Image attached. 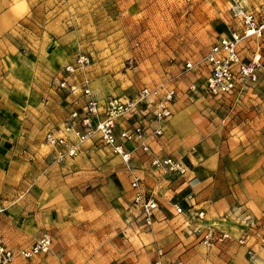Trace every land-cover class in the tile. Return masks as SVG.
<instances>
[{"label":"crops","instance_id":"0c3cea01","mask_svg":"<svg viewBox=\"0 0 264 264\" xmlns=\"http://www.w3.org/2000/svg\"><path fill=\"white\" fill-rule=\"evenodd\" d=\"M11 1L0 0V35L3 37L0 51L5 45V34L9 31L4 23L7 20L11 22V12L6 6ZM80 53L87 54H77ZM251 53L245 51L243 46L241 55L245 62L250 61ZM64 66L55 83L67 77ZM89 67L76 73V77L69 76V81L76 79V82L84 85L83 81L86 80L97 99L133 97L99 95L93 87ZM259 78L264 81V72ZM55 83L58 92L55 93L53 110L43 112L40 117L41 122L46 123L43 135H40L41 131L37 135L42 139L37 144L41 148L46 145V131L61 124L72 111L81 110L85 101L80 93L68 94L57 88ZM250 93L249 89L239 105ZM239 105L233 106V109ZM172 110H175V114L163 123L146 122L150 129L162 128L161 137L149 136L148 144L152 152L160 157L183 160L189 169L185 178L156 170L150 164L149 156L134 150V144H127V148L133 151L131 165L142 178L144 191L153 190L157 196L158 209L150 227L144 223L140 209L133 204L130 174L125 165L96 138L81 144L76 156L60 163L55 161L54 151L47 145L48 154L43 156L40 153L42 149H33L36 146L34 141H26L22 145L16 143L12 147L0 142V234L10 248L18 249L30 246L44 232H49L53 237L48 253L20 264H154L157 261L161 264H264V248L254 244V254L249 253L248 243H238L243 236L244 218L248 213L252 216L264 214V155L252 162L247 153V135L251 130L233 136L231 224L224 212V205L215 201L208 205V201L202 197H194L193 202H186V196L198 190L203 191L202 196H205L211 176L223 161L219 150L221 139L213 143L212 152L209 153L210 147L207 150L204 148L206 155L202 159L192 158L194 147L191 144L195 141L196 131L192 137L190 129L187 131L186 126L179 125H189L190 111L183 110V99L177 97ZM121 124L120 128L131 125L127 121ZM170 136L174 137L172 141L166 138ZM24 146L27 149L22 151ZM186 153L191 157L185 158ZM16 164L18 167L21 165L20 170ZM19 171L25 180L20 179ZM33 179H36L34 183ZM193 180L197 181V185L188 183ZM24 191L27 197L22 205H5L17 195V198H22ZM33 196L37 197V205H25L33 200ZM176 203L185 208L183 215L176 214ZM198 210L205 211L204 220L195 218ZM201 226L215 227L221 232L231 231L233 236L228 233L231 236L229 240L217 241L206 248L193 233L195 228Z\"/></svg>","mask_w":264,"mask_h":264},{"label":"rangeland","instance_id":"374dc122","mask_svg":"<svg viewBox=\"0 0 264 264\" xmlns=\"http://www.w3.org/2000/svg\"><path fill=\"white\" fill-rule=\"evenodd\" d=\"M244 4L264 19V0H244ZM6 6L11 22L4 23L9 31L0 51L1 143L12 147L34 141L33 149L40 148L47 156L46 145L37 147L42 141L37 135L46 129L40 117L52 109L58 92L54 83L64 64L85 52L91 57L88 73L99 95L134 96L142 87L161 83L174 87L177 98L183 99V110L190 111L189 125H179L190 129L192 137L196 131L192 158L202 159L204 148L212 152L213 143L221 139L223 161L211 176L205 196L197 189L186 196V202L202 197L208 205L213 201L224 205L233 224V136L250 129L247 153L252 162L264 155V81L259 78L246 100L233 110L227 100L201 90L206 74L203 57L209 46L229 27L240 26L228 0H12ZM257 45L264 57V37L243 46L251 53ZM187 61L196 68L185 70ZM192 84L198 86L195 92L189 90ZM191 156L184 154L187 159ZM15 166L20 170L21 165ZM188 183L197 185L196 180ZM24 193L5 205H22ZM25 205H37V197ZM244 220L242 234L255 254L254 244L264 248V214L248 213ZM37 256L17 257L10 264L31 262Z\"/></svg>","mask_w":264,"mask_h":264},{"label":"built area","instance_id":"2783aa9c","mask_svg":"<svg viewBox=\"0 0 264 264\" xmlns=\"http://www.w3.org/2000/svg\"><path fill=\"white\" fill-rule=\"evenodd\" d=\"M233 17L238 21L239 28L229 27L228 30L215 38L206 51L203 61L205 77L201 90L208 95L225 99L233 109L241 103L247 91L255 85L264 72V57L260 46L252 51L249 62H245L241 49L246 41H259L264 37V19H260L248 9L244 0H228ZM91 64L88 54H77L63 68L67 77L61 78L57 88L68 94H81L85 98L81 110L72 111L64 121L46 131L44 142L54 151L57 163L77 155L81 144L96 138L99 144L108 147L118 156L130 174V187L133 190V204L143 216L144 223L150 227L154 222V214L158 209V200L153 190L144 191L142 178L131 165L132 152L127 148L128 143L134 144V150L149 156L150 164L164 174L184 176L188 172L183 160L173 157H160L154 154L148 144L149 136L162 135L161 126L150 129L147 123H163L173 114L172 106L177 97V90L166 83L152 87H142L132 98L121 99L109 96L97 99L84 80V85L69 81L68 77H76ZM196 64L192 61L185 63V70H193ZM198 86L190 85V92H195ZM130 126L120 128L123 122ZM177 215H183L185 208L174 204ZM204 210L195 212V218L204 220ZM200 244L206 248L212 247L217 241L229 240L226 232H219L211 226H201L193 231ZM248 238L243 235L238 239L239 244H246ZM53 237L49 232L40 234L34 242L25 248L13 250L0 234V264H10L15 258L32 259L36 255L48 253L52 247ZM251 253V251H249ZM154 264H161L159 261Z\"/></svg>","mask_w":264,"mask_h":264}]
</instances>
